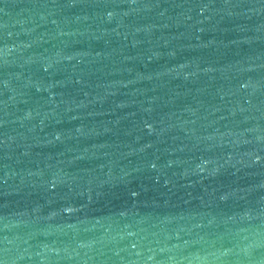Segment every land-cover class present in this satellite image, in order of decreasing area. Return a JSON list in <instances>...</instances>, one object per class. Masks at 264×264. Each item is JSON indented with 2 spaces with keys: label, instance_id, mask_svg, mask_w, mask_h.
<instances>
[{
  "label": "water",
  "instance_id": "1",
  "mask_svg": "<svg viewBox=\"0 0 264 264\" xmlns=\"http://www.w3.org/2000/svg\"><path fill=\"white\" fill-rule=\"evenodd\" d=\"M0 264H264V0H0Z\"/></svg>",
  "mask_w": 264,
  "mask_h": 264
}]
</instances>
